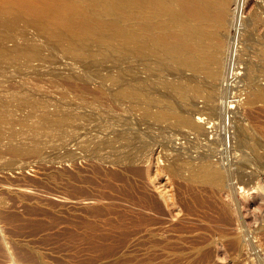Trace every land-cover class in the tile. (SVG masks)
Listing matches in <instances>:
<instances>
[{
	"label": "rangeland",
	"instance_id": "1",
	"mask_svg": "<svg viewBox=\"0 0 264 264\" xmlns=\"http://www.w3.org/2000/svg\"><path fill=\"white\" fill-rule=\"evenodd\" d=\"M1 24L0 264H264V173L247 178L264 102L231 112L261 78L262 22L241 30L232 85L104 41L68 49L7 0ZM206 159L218 187L191 177Z\"/></svg>",
	"mask_w": 264,
	"mask_h": 264
},
{
	"label": "bare ground",
	"instance_id": "2",
	"mask_svg": "<svg viewBox=\"0 0 264 264\" xmlns=\"http://www.w3.org/2000/svg\"><path fill=\"white\" fill-rule=\"evenodd\" d=\"M7 1L16 7L18 14L29 17L38 28L58 42H65L68 49L73 50L77 44L88 40L104 41L114 49L125 46L136 55L144 54L145 57L155 55L162 60L177 59L193 72L205 75L214 82L228 79L230 72L231 85L239 82L236 74L240 72L233 70L238 64L236 51L242 28L249 27L255 30L257 24L261 22L264 24V0L261 3L260 0ZM251 5L255 8L244 17L246 7ZM6 26L1 24L0 29ZM16 49L17 47H14L5 52ZM24 49L26 53L33 54L32 48ZM164 84L182 93L185 89L184 85L177 83ZM194 90H199L198 85H195ZM120 92L128 96L137 94V91L130 86L120 88ZM256 101L264 102V63L261 78L255 83L249 97L237 103L231 112L242 121L243 109ZM228 105L229 103L227 107ZM228 111L226 110L225 115L227 123H230L231 116ZM194 112L200 113L201 110L195 109ZM166 113L159 110L156 116L163 117ZM174 114L180 122L195 124L193 116ZM196 119L200 121L201 118L197 116ZM224 129L228 131L225 125ZM257 133V136L264 138L263 131ZM14 150L22 149L16 147ZM248 150L256 157L254 161L250 159L251 163H248L252 165L249 166L251 170L247 174L248 182L251 183L258 175L264 173V145L258 138L249 144ZM246 165L247 161L238 165L236 171H231L243 173ZM191 177L193 180L218 187L223 183L224 173L219 166L206 159L197 165ZM237 188L243 190L245 187L239 185ZM154 207L151 205L149 209Z\"/></svg>",
	"mask_w": 264,
	"mask_h": 264
}]
</instances>
